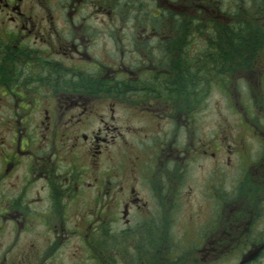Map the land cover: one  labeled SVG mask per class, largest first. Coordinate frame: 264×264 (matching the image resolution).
<instances>
[{
  "label": "flooded vegetation",
  "instance_id": "af4514ba",
  "mask_svg": "<svg viewBox=\"0 0 264 264\" xmlns=\"http://www.w3.org/2000/svg\"><path fill=\"white\" fill-rule=\"evenodd\" d=\"M0 264H264V0H0Z\"/></svg>",
  "mask_w": 264,
  "mask_h": 264
}]
</instances>
